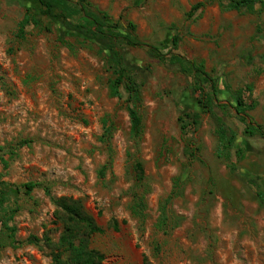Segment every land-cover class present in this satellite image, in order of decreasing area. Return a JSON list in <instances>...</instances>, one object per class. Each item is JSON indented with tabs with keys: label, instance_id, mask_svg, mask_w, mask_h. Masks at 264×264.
I'll return each mask as SVG.
<instances>
[{
	"label": "rangeland",
	"instance_id": "1",
	"mask_svg": "<svg viewBox=\"0 0 264 264\" xmlns=\"http://www.w3.org/2000/svg\"><path fill=\"white\" fill-rule=\"evenodd\" d=\"M87 1L142 43L118 47L140 84L141 132L130 133L124 88L109 93L106 56L68 24L77 19L43 17L19 36L38 0H0V179L39 183L12 195L16 242L0 222V264H51L62 230L52 198L61 196L79 199L104 229L88 239L100 264H264V6ZM218 124L235 135L227 150ZM248 124L260 130L247 134Z\"/></svg>",
	"mask_w": 264,
	"mask_h": 264
},
{
	"label": "trees",
	"instance_id": "2",
	"mask_svg": "<svg viewBox=\"0 0 264 264\" xmlns=\"http://www.w3.org/2000/svg\"><path fill=\"white\" fill-rule=\"evenodd\" d=\"M226 1V8L235 10L253 11L255 5H263L264 0H224ZM40 4L39 12L27 9L23 18L18 24L19 36H23L25 29L29 25L40 26L41 19L59 18L63 22H70V19H77L76 23H68L78 33V38L81 42H88L97 48V52L103 54L110 68L113 69L115 78L109 82V93L111 96L119 97L121 95V87L124 88L127 94L126 110L130 121V133L133 136H138L141 132V117L138 112L137 104L140 101V84H137L126 72V68L121 65L123 57L119 55L118 47L122 44L127 46H142V43L135 40L128 33L114 32L113 29L117 27L116 24H110L104 21L107 17L106 13L92 7L87 0H38ZM205 5L204 2H197L191 6L188 11V16L191 17L197 10ZM104 19V20H103ZM133 30L134 26L130 24ZM176 45V39L173 42ZM205 74L203 71L202 75ZM237 104L242 108L236 107V113H243L245 111L242 101L238 98ZM255 127V128H253ZM258 127L247 125L245 132L253 135ZM260 130V129H258ZM224 127L223 124H218L217 134L221 149L227 150L231 147L234 141V133ZM227 133V135H226ZM111 128L104 124L102 139L110 137ZM227 136V137H226ZM27 140H20L16 143L19 148L27 144ZM2 147H0V152ZM239 154V151H237ZM0 160L4 167L7 166V161L0 154ZM102 167L101 173L104 168ZM135 171V179L140 182L144 178L143 165L140 161L133 164ZM39 183L28 181L22 184H14L0 179V222L10 231L11 241L15 243L13 238L14 227L8 226L16 211L18 210L16 202L11 199L14 193L20 190L23 194L28 195L33 191ZM46 194H50L47 187L44 188ZM257 195L264 200V194L257 193ZM138 197V196H136ZM55 206V216L62 224L61 235L59 237L57 249L52 253L51 264H100L104 255L89 247L88 239L92 234H101L104 229L101 228L83 207L79 199L72 197L61 196L52 198ZM168 200L165 201V203ZM144 204L141 200L135 201L132 206V212L137 216H142ZM117 222L113 221V227L116 229ZM29 242L38 241L35 237L27 239Z\"/></svg>",
	"mask_w": 264,
	"mask_h": 264
}]
</instances>
